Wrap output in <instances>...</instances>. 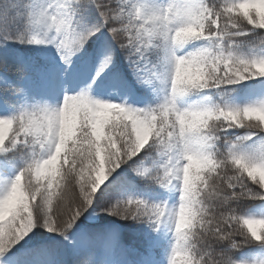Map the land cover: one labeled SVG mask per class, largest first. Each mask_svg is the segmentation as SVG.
I'll list each match as a JSON object with an SVG mask.
<instances>
[{
  "label": "snow or ice",
  "instance_id": "snow-or-ice-1",
  "mask_svg": "<svg viewBox=\"0 0 264 264\" xmlns=\"http://www.w3.org/2000/svg\"><path fill=\"white\" fill-rule=\"evenodd\" d=\"M10 41L55 54L0 56V100L20 104L0 116V171L26 156L0 184L2 264H20L17 245L37 229L53 238L23 253L28 264H102L106 249L103 264H159L151 232L162 228L167 264H248L246 250L264 249V216L245 207L264 202V53L246 51L264 46V0H0V47ZM118 53L138 84L164 86L160 102L68 94ZM61 65L70 81L50 107L41 101L58 94L36 84ZM129 173L153 199L117 198L137 187ZM85 214L146 228L124 239L107 223L84 227Z\"/></svg>",
  "mask_w": 264,
  "mask_h": 264
},
{
  "label": "trees",
  "instance_id": "trees-1",
  "mask_svg": "<svg viewBox=\"0 0 264 264\" xmlns=\"http://www.w3.org/2000/svg\"><path fill=\"white\" fill-rule=\"evenodd\" d=\"M10 4L6 5L7 8H10ZM22 25V20L17 19L15 23L10 24V30L13 35H16L20 26ZM42 49L41 47H36L27 44H17L14 42H9L5 47H0V56L5 55L6 50L8 54H18L23 57H26L29 61L40 60L45 56L54 55L53 51L46 52L43 58L39 57L38 51ZM246 51H255L256 53H264V46L253 47L246 49ZM96 68L93 67L88 73L89 79H82V88L81 90H88L89 94H91V89H88V84L90 83V76L94 75ZM116 82V83H114ZM38 83V81H37ZM253 83V82H248ZM104 84L106 86H113L117 91H119L121 98L125 101L130 100L131 98H135L140 103L141 107H149L154 106L156 103L160 102L162 97L159 94L157 86L154 88H150L147 90H143V92L137 91V86L140 85L137 83L136 79L132 76L129 71L126 62L123 59V56L119 53L117 54L116 60L111 67H109L101 78L96 82L95 85ZM5 104V102L2 100ZM31 103V101L29 102ZM8 109L10 110V115L15 114V112L19 109L20 104H6ZM12 155L11 153L9 154ZM26 156L24 153H16V163L13 166L16 169H19L23 166L24 160ZM129 180L132 185H136L137 187H129L127 185L121 189L120 193H118L117 198H144V199H153L151 196L145 195L143 192L138 190V186L142 184V181H139L132 174H128ZM107 187V186H106ZM103 191V189H102ZM170 196V195H169ZM245 207L254 208V214L258 216H264V202H248ZM87 214L85 217H82V223L84 227L88 225L98 224V223H107L112 226L114 230L119 231L122 234V238L128 239L136 235V233L140 230H145L146 226L136 225L130 221H118L114 217H104L103 219L99 216L98 222L91 223L86 220ZM119 226V227H116ZM150 231V230H149ZM156 232H151V235L154 236ZM29 241H22L20 245H17V249H20L21 252L18 254L20 264H28L30 257L24 256L23 253L29 252L31 249L39 247L43 244H46L53 237L51 234L44 232L43 229H37L35 232L31 234ZM29 238V237H28ZM58 239V238H57ZM67 243V242H65ZM172 246V240L170 242L164 243L161 248L157 250V258L163 260L165 264H167L168 255L170 253ZM16 251L15 249L13 250ZM247 255H245L244 259L248 262V264H255V262H259L264 260V249H260L256 247L254 249L246 250ZM113 257V253L111 249H106L105 254L100 257V260L103 264L104 261L111 259Z\"/></svg>",
  "mask_w": 264,
  "mask_h": 264
},
{
  "label": "rangeland",
  "instance_id": "rangeland-1",
  "mask_svg": "<svg viewBox=\"0 0 264 264\" xmlns=\"http://www.w3.org/2000/svg\"><path fill=\"white\" fill-rule=\"evenodd\" d=\"M41 50L39 53L40 58H43V56L46 54V52L48 51H53L55 54V49L52 48L51 46L45 48L43 46H41ZM56 59L58 60L59 58L56 57ZM63 66L61 65V70L58 71L57 73H55L54 78H49L48 80H44V79H40L39 83L36 84L37 90H42V89H49L50 91L54 88L55 92L58 95H53L51 98L46 99L44 101H41V103H47L50 107H58L61 104V101L63 99V95L64 93L60 91V88H62L65 84L69 83L70 81V77L66 76L65 74H63ZM116 83V82H114ZM159 93L161 95V97H163V92H164V86L161 84H156ZM82 88V81H79V87L76 88L75 92H71L69 91L68 94H77L80 89ZM139 92H143V90H147L143 85H138L137 86ZM92 94L90 96H92V98L94 99H100V100H106L109 102H115V103H127L130 106L133 107H140V103L134 99L131 98L129 101L127 102H122V100L120 99L119 95L117 92H115L113 86L107 87V86H96V85H92V87L90 88ZM150 89V88H148ZM0 95H2V93H0ZM9 104H13V103H9ZM2 115H10V110L8 109V107L6 106V104H4L2 102V100H0V116ZM18 169L12 167L10 168L7 173L0 171V179L3 183L11 180V178L15 175L16 171ZM170 202H175L177 199V195L175 193L170 194ZM87 217V216H86ZM88 221L90 222H98L99 220V216L93 217V218H87ZM32 236V235H31ZM30 236V237H31ZM29 238H26L25 241H29ZM153 237H157L160 239L161 241V245L167 242H170L172 240V236L171 233L168 231L167 228H162L160 232H156L155 235ZM157 259V257H156ZM158 260V259H157ZM159 264H165L163 261L158 260ZM0 264H2V261H0Z\"/></svg>",
  "mask_w": 264,
  "mask_h": 264
},
{
  "label": "bare ground",
  "instance_id": "bare-ground-1",
  "mask_svg": "<svg viewBox=\"0 0 264 264\" xmlns=\"http://www.w3.org/2000/svg\"><path fill=\"white\" fill-rule=\"evenodd\" d=\"M0 184H3V182L1 181V179H0Z\"/></svg>",
  "mask_w": 264,
  "mask_h": 264
}]
</instances>
